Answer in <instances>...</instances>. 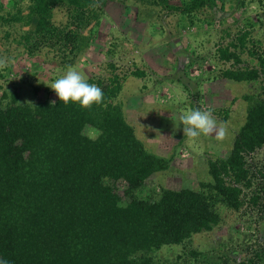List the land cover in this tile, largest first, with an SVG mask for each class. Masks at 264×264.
Segmentation results:
<instances>
[{"label": "trees", "instance_id": "1", "mask_svg": "<svg viewBox=\"0 0 264 264\" xmlns=\"http://www.w3.org/2000/svg\"><path fill=\"white\" fill-rule=\"evenodd\" d=\"M108 1L27 0L25 7L12 1L9 9L0 1V34L6 25L29 27L14 39L22 55L35 61L42 55L67 70L90 47ZM134 1L194 20L206 10L223 11L226 0ZM237 4L244 7L245 0ZM57 9L65 13V23L54 22ZM4 31L9 39L11 32ZM240 33L237 42L219 48L224 61L240 63L238 47L243 51L255 44L251 32ZM251 55L253 67L227 68L222 76L264 81V52ZM108 65V78L88 79L103 90L101 105H65L58 96L19 103L17 93L7 92L0 98V258L10 264H160L154 252L211 231L222 221L221 209L237 213L245 207L242 187L251 189L253 182L244 156L264 144V98L245 97L246 120L231 152L209 160L211 180L201 182L200 189L164 188L156 198L140 197L146 180L167 170L169 161L150 152L126 119L117 101L125 77L117 74L116 64ZM87 128L98 136L85 134ZM260 174L264 179V170ZM120 181L127 185L123 196L116 187ZM261 192L252 191L253 205H259ZM258 245L240 264H264V242Z\"/></svg>", "mask_w": 264, "mask_h": 264}, {"label": "rangeland", "instance_id": "2", "mask_svg": "<svg viewBox=\"0 0 264 264\" xmlns=\"http://www.w3.org/2000/svg\"><path fill=\"white\" fill-rule=\"evenodd\" d=\"M0 1L8 9L12 1L23 7L27 3V0ZM187 1L172 0V3L182 5ZM147 3L109 0L90 47L73 68L87 80L108 78L111 74L108 64L112 62L118 68L117 74L125 77L117 101L126 119L150 152L169 161L170 167L150 176L138 194L156 198L164 188L198 190L201 182L210 181L209 160L229 156L245 123L248 107L245 97L264 98V81L260 78L236 82L222 76L227 68L253 67L256 60L251 52H264V0H245L244 7L237 0H226L223 11L219 7L206 10L194 20L180 13L167 15L160 7ZM53 20L56 24L65 23L66 15L57 9ZM3 29L11 32V37L6 39L5 31H1L0 98L7 92L9 96L17 93L19 103L43 98L55 100L57 95L49 86L66 70L57 67L53 60L45 61L42 55L36 61L22 55L15 40H20L29 27L13 24ZM244 30L251 32L255 44L249 43L243 51L238 47L240 63L224 61L219 48L237 42ZM191 62L194 64L189 66ZM135 71H144L145 75L135 76L132 74ZM35 87L39 88L37 94ZM193 108L210 110L224 135L185 136L179 117ZM85 134L96 138L99 132L87 128ZM258 156L259 161L264 160V153ZM116 187L123 196L126 183L120 181ZM221 213V223L211 231L194 235L184 244L163 247L152 254L154 260L160 264L175 261L240 264L245 256L253 254L256 247L252 246L264 242V227L257 223V212L250 207L237 213L221 209ZM193 251L200 253V257H192ZM224 257L230 259L225 263Z\"/></svg>", "mask_w": 264, "mask_h": 264}, {"label": "clouds", "instance_id": "3", "mask_svg": "<svg viewBox=\"0 0 264 264\" xmlns=\"http://www.w3.org/2000/svg\"><path fill=\"white\" fill-rule=\"evenodd\" d=\"M49 87L54 90L65 105L74 103L79 104L82 108H91L93 105H101L103 101V90L97 84L90 83L81 72L71 66ZM179 119L180 125H183L185 136L189 138L212 133L218 137L224 135V129L218 126V122L210 110L193 108L181 114ZM0 264H10V262L0 258Z\"/></svg>", "mask_w": 264, "mask_h": 264}, {"label": "built area", "instance_id": "4", "mask_svg": "<svg viewBox=\"0 0 264 264\" xmlns=\"http://www.w3.org/2000/svg\"><path fill=\"white\" fill-rule=\"evenodd\" d=\"M234 62L231 61V64H233ZM264 153V144L260 147L257 148L254 152H251L249 154H245L244 158L246 161V165L247 167L250 169V176L249 178H251L252 182H253V186L251 189H246L245 187H242L243 189V198L245 200V207L244 208H253V210L255 212H257L255 219L258 221L257 223L259 225H262L264 227V209H262V205H264V188L259 187V184H262L264 182V179L262 177V175L260 174V171L264 170V160L261 158L260 161L258 159V155ZM259 161V162H258ZM261 189V199L259 202V205H253L251 203V198L253 196L252 191L255 189Z\"/></svg>", "mask_w": 264, "mask_h": 264}]
</instances>
